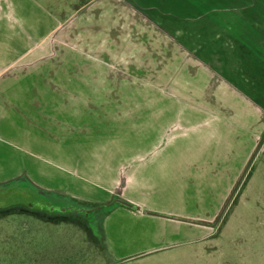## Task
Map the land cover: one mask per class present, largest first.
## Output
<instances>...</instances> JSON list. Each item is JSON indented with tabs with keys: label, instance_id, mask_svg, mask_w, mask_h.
I'll return each instance as SVG.
<instances>
[{
	"label": "crops",
	"instance_id": "obj_1",
	"mask_svg": "<svg viewBox=\"0 0 264 264\" xmlns=\"http://www.w3.org/2000/svg\"><path fill=\"white\" fill-rule=\"evenodd\" d=\"M125 96L143 98L130 105L161 137L140 152L118 151L119 140L104 151L88 140L89 114L114 128ZM263 132L264 0H0V187L26 178L43 195L92 204L115 259L209 241L242 166L220 187L216 160H239L231 140L244 141L246 160ZM37 149L51 154L34 159L84 167L64 165L62 185L40 181L24 165Z\"/></svg>",
	"mask_w": 264,
	"mask_h": 264
},
{
	"label": "rangeland",
	"instance_id": "obj_2",
	"mask_svg": "<svg viewBox=\"0 0 264 264\" xmlns=\"http://www.w3.org/2000/svg\"><path fill=\"white\" fill-rule=\"evenodd\" d=\"M140 83L142 82H137ZM126 96L119 97L120 107L119 112L114 115V128H95V122L92 121L94 115L89 114L88 140H102L104 151L109 150L110 146L115 147L109 144L111 140H119V144H116L118 151L140 152L143 146L139 142L145 137H148V140H154L155 136L156 140L161 137L159 130L148 128L150 117L147 113L143 112V109L134 111L130 105H139L143 98ZM143 117L148 118L149 123L146 119L144 121ZM172 134L174 133L169 128L164 137L169 138ZM256 140L246 160H243V140H239V145H234L233 142L232 146V140L226 141L225 148H229L239 158L235 162L230 160L231 168H227L224 161L216 160V168L210 179L220 187H224L226 173L231 171L234 175L242 166L227 200L217 213L214 235L207 242L179 245L164 259L155 255L137 259H115L97 227L99 217L91 218L76 211L52 217L10 207L9 205L22 204L40 208L45 204L43 198H39L41 192L31 189L30 187L34 186L24 178L22 184L18 183L19 188L0 187V209L8 206L11 208L0 210V264H264V132L261 136L258 134ZM221 141H215L217 151L222 150ZM42 143L41 148L46 145V140H42ZM34 152V156L27 157L25 154L24 165L39 174L37 179L43 182L59 179L62 185L66 179L63 177L66 174L64 165L72 167L75 171L84 167L72 160L64 162L56 158L34 159L33 157L42 158L51 154L42 149ZM91 163L96 165L97 162L92 159L87 162L88 166ZM41 173L45 174L40 175ZM72 185L77 187L72 188L73 190L83 186L75 181H72ZM72 202L81 209L93 210L95 207L79 199ZM57 204L73 209V206L60 201L52 203ZM150 212L166 215L152 210ZM207 212L208 210H199L197 214Z\"/></svg>",
	"mask_w": 264,
	"mask_h": 264
},
{
	"label": "flooded vegetation",
	"instance_id": "obj_3",
	"mask_svg": "<svg viewBox=\"0 0 264 264\" xmlns=\"http://www.w3.org/2000/svg\"><path fill=\"white\" fill-rule=\"evenodd\" d=\"M34 208H37V207H34ZM39 210H36L37 213H42V214H47V215H52V217H54L53 215H63L65 213H68V212H73V210H68V208H66L64 205L62 204H57V205H52V206H48L47 208L43 209V208H38ZM78 209H81V208H78ZM83 210V209H81ZM85 211V210H83ZM89 213H84L82 212L83 214H86L88 216H90L91 218H94V215H95V211L94 209L93 210H87Z\"/></svg>",
	"mask_w": 264,
	"mask_h": 264
},
{
	"label": "trees",
	"instance_id": "obj_4",
	"mask_svg": "<svg viewBox=\"0 0 264 264\" xmlns=\"http://www.w3.org/2000/svg\"><path fill=\"white\" fill-rule=\"evenodd\" d=\"M30 187V186H29ZM31 188V187H30ZM32 189V188H31ZM43 198V201L45 202V204H44V206L43 207H41V208H43V209H45V208H47L48 207V205H52V203L55 201H60V202H62V203H65V204H68V205H71V206H73V209H68V210H73V211H76V212H84V213H89L88 211H87V209H83V210H85V211H83V210H81V209H78L79 207L76 205V204H74L73 202V204H69L68 202H63V201H61V200H56V199H54V198H52V197H50V196H46V195H43V194H40V196H39V198ZM53 200V201H52ZM115 203L116 202H111V203H109V204H106V205H103V206H99L97 209L98 210H101V211H103V212H105V211H109V210H111L113 207H114V205H115ZM125 204H128V203H126V202H124ZM129 206H131V205H129ZM30 208V207H29ZM96 208V207H95ZM94 208V209H95ZM31 209H32V207H31Z\"/></svg>",
	"mask_w": 264,
	"mask_h": 264
},
{
	"label": "water",
	"instance_id": "obj_5",
	"mask_svg": "<svg viewBox=\"0 0 264 264\" xmlns=\"http://www.w3.org/2000/svg\"><path fill=\"white\" fill-rule=\"evenodd\" d=\"M3 211H6V210H3ZM31 211H33V210H31ZM33 212H35V211H33ZM37 213V212H36Z\"/></svg>",
	"mask_w": 264,
	"mask_h": 264
}]
</instances>
